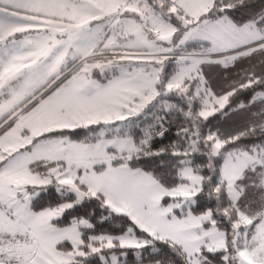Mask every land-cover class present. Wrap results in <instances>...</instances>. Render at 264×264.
Masks as SVG:
<instances>
[{"label":"snow or ice","instance_id":"1","mask_svg":"<svg viewBox=\"0 0 264 264\" xmlns=\"http://www.w3.org/2000/svg\"><path fill=\"white\" fill-rule=\"evenodd\" d=\"M0 264H264V0H0Z\"/></svg>","mask_w":264,"mask_h":264}]
</instances>
